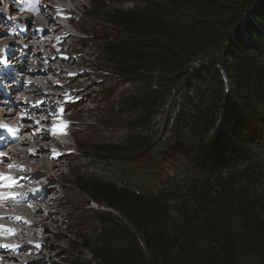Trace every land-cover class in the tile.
<instances>
[{"label": "trees", "instance_id": "trees-1", "mask_svg": "<svg viewBox=\"0 0 264 264\" xmlns=\"http://www.w3.org/2000/svg\"><path fill=\"white\" fill-rule=\"evenodd\" d=\"M128 3L133 7L104 10L102 22L115 34L95 43L112 72L134 81L131 93L115 103L132 131L113 149L101 143L93 159L97 171L74 185L134 233L118 221L106 241L90 249L92 260L240 264L242 239L264 238L255 202L236 211L237 231L195 208L201 221L194 232L187 220L169 235L164 188L172 175L222 182L264 154V0ZM260 250L264 258V245Z\"/></svg>", "mask_w": 264, "mask_h": 264}, {"label": "rangeland", "instance_id": "rangeland-1", "mask_svg": "<svg viewBox=\"0 0 264 264\" xmlns=\"http://www.w3.org/2000/svg\"><path fill=\"white\" fill-rule=\"evenodd\" d=\"M128 1L85 0V2L83 1L84 6L80 11H76L74 15L69 14V17H75V23H65L73 35L66 42L63 39L64 42L61 45L65 46L66 50L70 52L66 56L71 57L74 61L78 62L80 55L83 57L84 71L90 73L85 78H89V82H87L88 88L84 92L85 94L91 92L92 99L88 103H79L78 106H72V101L67 103L69 104V112L72 114L70 121L73 123V137L71 140L68 139L66 141L69 145L64 149V153H66L64 162L68 164L69 168H63L64 174L61 178L51 179L52 181L45 183L46 188L53 187L52 190H55V194L57 193L55 195L56 199L50 203H58V205H55L50 210L60 212L62 220H65L60 226L62 237L58 236V232H48L51 238L50 242L56 245V249L61 250L58 253L45 245L43 257L52 254L55 259L52 264H97L92 260L90 249L99 243L105 242L109 230L116 229L118 221L120 227H126L128 231L134 233V228L126 220L112 210L97 206L74 185L78 178L90 175L94 173V169L96 170L97 167L93 159L98 160L96 153L102 148L100 147L101 143L108 145L106 146L107 149H113L132 131V124L128 121L129 116L124 111L121 114L117 113L115 103L131 93L135 87L134 81L128 79V76L117 75L112 72V69L108 68L101 60L97 44L95 43L96 40L110 39V35L115 34L114 31L105 27L102 22L106 14L104 10L132 8L133 4L128 3ZM35 4L39 5L40 1L36 0ZM31 5L32 3L27 1L23 6L27 8ZM9 8L10 4L6 2L4 5L0 4V12H7ZM23 15L26 14L12 10L7 17L8 22L10 20L11 24L15 26V32L18 35L14 37V43L11 44L10 48L5 50L0 48V61L5 54L9 55L5 58L6 61L2 65L9 66L11 63L9 59L21 53L20 43L24 42L23 38H25V35L23 34L24 32L19 31L24 29V25L19 23L18 20ZM98 25L101 26L100 30L96 28ZM19 34H22V36H19ZM4 36L3 34L0 35V45L5 42L1 40ZM58 40L51 43L50 37L44 35V42L42 41V43L46 46L52 45L56 49L48 53V57L52 59H49L48 63L46 60H41L45 54H43V57L39 55L41 58H36L42 63L44 62L42 64L44 68L49 67L50 64L57 65V63L55 65V62L57 58L61 57ZM57 67L60 68L59 66ZM59 75L61 73L47 76V87L44 89L50 92V83H54L58 88L60 84ZM10 81H13V79L6 81L5 84ZM42 82L45 83V79ZM2 83L0 82V90L5 93L6 88L2 86L4 85ZM78 83H81L80 86L83 87L84 83L81 77L77 79L75 86L71 83L65 86L64 90L68 91L70 87L75 89L79 86ZM22 95L23 93L20 96ZM62 95L61 97L68 99L67 95ZM11 99L13 101L16 100L15 95ZM38 101L42 102L43 100ZM80 116H87L85 118L88 122L86 124L78 123ZM18 117L16 113L13 120L18 119ZM34 117L28 116V119L19 118V123L22 124L23 128V135L29 139H33L35 137L34 134L44 128L39 123L40 119ZM29 125L31 127L27 130L26 127H29ZM36 141L37 139L34 143ZM38 142L42 144L41 141L38 140ZM24 147L27 149L30 146L25 145ZM33 163L34 161L31 160L30 165ZM244 169L242 168L233 174L223 175L222 182L219 179H213L208 183L204 180L186 179L182 176L172 175L171 184H169L168 188L166 186L164 188L165 199L169 201V209L162 217L163 222L166 223L168 234L176 233L175 229L177 226L185 224L187 220L191 221L189 231L191 233L194 232L195 227L201 221V217H198L199 215H194L195 208L201 215H207L212 212L216 219L218 218L223 224L230 226L231 230L237 231L239 228L235 213L238 208L244 207L250 201L255 202V212L253 214L258 213L264 225V154L250 168ZM38 178L42 180L41 175ZM33 195L37 196L38 194ZM48 197L53 199L52 194H49L45 196V201L48 200ZM95 211H98V214ZM101 212H109L110 216H105ZM103 221L105 222L104 224H102ZM53 236H56V238L53 239ZM137 239L139 248L143 254H146L145 243L138 234ZM242 240L244 242L241 244L240 249V264H264L263 254L260 255V249L264 245V238L254 239L253 243L246 238ZM145 259L147 260V256Z\"/></svg>", "mask_w": 264, "mask_h": 264}, {"label": "bare ground", "instance_id": "bare-ground-1", "mask_svg": "<svg viewBox=\"0 0 264 264\" xmlns=\"http://www.w3.org/2000/svg\"><path fill=\"white\" fill-rule=\"evenodd\" d=\"M27 1L32 5L26 8L23 5ZM35 1L0 2L1 5L5 2L10 4L7 12L2 10L3 13L0 12V35H5L1 39L5 41L0 45L1 49L10 48L14 43V37L18 35L15 26L10 20L8 22L9 14L12 10L26 14L18 20L24 25V29L19 31L25 35L24 42L20 43V55L16 54L10 58L9 66L2 65L8 54L0 61V82H3L2 86L6 88L5 93L0 90V177H3L0 179V264H52L55 261L52 254L43 257L45 245L51 250L61 252L50 242L48 232H58V236L62 237L60 226L65 220H62L60 212L50 210L58 205L50 203L56 199L57 193L52 190L53 187L46 188L45 183L52 181L51 179L61 178L64 174L63 168H69L64 162L66 158L64 149L69 145L66 141L73 137V123L70 121L72 114L67 103L72 101V106H78L79 103H88L92 99L91 92L89 94L84 92L89 82V78H85L90 73L84 71L83 57L80 55L79 61H74L66 56L70 52L61 45L63 39L66 42L73 35L65 24H73L76 21L75 17H69V14L74 15L76 11H80L85 0H38L39 5H36ZM44 35L50 37L51 43L59 39L61 57L55 60L56 66L50 64L44 68L42 65L44 62L36 59L41 58L39 55L43 57L45 54L41 60L47 62L51 59L48 53L55 49L52 45L46 46L42 43ZM59 73H61L58 76L59 87L49 82L51 91L45 90L47 76ZM79 77L84 83L83 87L78 83L79 86L75 89L70 87V90H64L65 86L71 83L75 86ZM12 79L13 81L5 84ZM42 79H45V83ZM82 88L84 89L81 90ZM13 95L16 98L14 101L11 99ZM61 95H67L68 99ZM37 99L43 101L39 102ZM16 113L19 117L13 120ZM28 116L38 117L39 123L44 126L41 131L34 134L33 139L23 135L22 124L19 123V118L28 119ZM85 117L87 116H80L78 123L86 124L88 121ZM30 127V125L26 127L27 130ZM54 127L59 131L56 134L52 131ZM38 140L42 144H39ZM25 145L30 147L26 149ZM31 160L34 161L32 165ZM40 175L42 180L38 178ZM49 194H52L53 199L48 197L46 202L45 196ZM18 195L20 197H16ZM55 238L56 236H53V239Z\"/></svg>", "mask_w": 264, "mask_h": 264}, {"label": "snow or ice", "instance_id": "snow-or-ice-1", "mask_svg": "<svg viewBox=\"0 0 264 264\" xmlns=\"http://www.w3.org/2000/svg\"><path fill=\"white\" fill-rule=\"evenodd\" d=\"M57 133V128H53V134H56ZM54 155H55V153H54ZM9 167H12L11 165H9ZM3 177H0V179H2ZM8 231H11V230H8ZM4 247H7V245H4ZM37 247H38V245H37Z\"/></svg>", "mask_w": 264, "mask_h": 264}]
</instances>
